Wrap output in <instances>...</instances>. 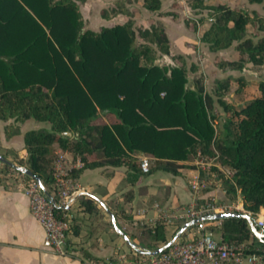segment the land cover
Returning <instances> with one entry per match:
<instances>
[{"label":"trees","instance_id":"obj_1","mask_svg":"<svg viewBox=\"0 0 264 264\" xmlns=\"http://www.w3.org/2000/svg\"><path fill=\"white\" fill-rule=\"evenodd\" d=\"M78 1L84 0H0V119L6 121L8 135L31 119L49 124L23 132L26 166L40 176L47 191L55 188L53 160L58 148L83 160L74 175L86 167H126L129 189L123 202L130 204L141 174L156 169L177 173L183 165L178 161L200 149L211 155L217 151L219 163L234 170L231 178L220 175L225 197L236 198L239 190L246 208L264 207V79L258 81L254 96L239 103L222 100L229 113L216 128L212 96L199 75L188 85L182 55H174L180 64L155 63L170 50L161 23L136 26L125 2L114 0L111 11L104 10L102 16L130 17L93 30L84 26ZM142 5L159 10L161 0H142ZM189 5L207 13L186 16L184 21L191 30L208 22L200 40L210 50L235 42L237 58H221L219 67L264 63V15L225 0H189ZM248 24L262 31L256 40L247 35ZM232 80L230 75L217 78L214 94L221 97ZM137 150L153 158L146 172L133 156ZM12 169L0 161L1 175ZM83 198V210L92 212L95 199ZM54 209L59 216L66 211L58 205ZM111 210L115 217L129 219L131 214L118 197ZM165 226L162 221L146 224L139 233L140 245L156 248L165 243ZM210 227L235 244L248 243L254 236L243 217L224 218ZM77 228L73 223L70 230L77 233ZM249 250H254L252 245Z\"/></svg>","mask_w":264,"mask_h":264},{"label":"crops","instance_id":"obj_2","mask_svg":"<svg viewBox=\"0 0 264 264\" xmlns=\"http://www.w3.org/2000/svg\"><path fill=\"white\" fill-rule=\"evenodd\" d=\"M138 7V15L134 16H137L138 21H144L140 15H149V22L164 19L163 16L159 15L161 9L152 14L148 8L142 5V1ZM120 16L121 14L117 17ZM117 17H103L102 19L106 21L105 25H108L116 20ZM164 24L169 35L171 47L173 48L175 42L170 30L176 27L172 23L170 26L166 25L165 22ZM185 33L188 34L189 32L186 30ZM188 38L183 36L178 38L177 44L185 48L183 45L186 44ZM227 75L229 74L227 73ZM5 123V120L0 119L1 152L14 163L17 161L10 156L11 153L12 155L16 154L19 159L27 158L23 132L29 128L43 127L45 124L25 127L26 123H24L19 129L8 135L4 130ZM59 149L61 148L57 150ZM5 151H8L10 155L5 153ZM64 151L69 152L68 150ZM133 156L137 158L138 162H140L143 156L148 157L149 161L153 159L140 150L135 151ZM178 162L183 163V165L178 168L177 173L164 169H156L149 173L141 174L133 186L134 198L131 204L123 202L124 192L129 189L126 180V167L107 165L81 169L74 176L83 190L89 191L95 196V198L93 197L96 201L95 209L98 210L97 216L99 217L93 218L90 216L91 219H94L93 222H84L77 226V233H73L72 231L69 233V241L66 242L65 253H57L44 246V227L30 210L29 196L24 188L18 184V181L6 180L0 174V264H86V258L101 257L117 251H132L134 248L130 242L140 245L138 239L140 233L139 225L135 224V222H127V219L124 217H115L116 224L127 236L129 240L127 241L121 233L116 231L112 222L98 221H104L106 216L111 221L108 211H112L113 198L116 197L122 201L126 210H131L130 217H133V219L137 217V210L140 208H147V214L154 215L155 210L152 207L154 202H159L164 207L184 206L193 196L186 183L193 165L191 158L179 160ZM118 172L121 173L122 177L120 183L116 182V174ZM217 193L221 194V191L217 190ZM85 196L88 195L77 193L70 202L64 205L70 219L71 214L76 212L77 209H79V215L84 214L87 216L93 213L83 210L84 205L82 201L85 199L83 198ZM98 199L104 204L98 201ZM134 202L136 203L135 206L133 205ZM183 223L177 222L176 225H166L167 238L172 235L177 225H182Z\"/></svg>","mask_w":264,"mask_h":264},{"label":"built area","instance_id":"obj_3","mask_svg":"<svg viewBox=\"0 0 264 264\" xmlns=\"http://www.w3.org/2000/svg\"><path fill=\"white\" fill-rule=\"evenodd\" d=\"M218 152L214 155L204 153L198 149L191 157L193 165L187 177V185L192 198L184 206L164 207L154 202L152 207L154 215L147 214V208L137 210V217L133 222L137 225H154L162 221L165 225H176L178 221L187 222L198 220L187 226L164 250L147 254L141 250L145 247L138 245V249L130 252L117 251L101 257L86 258V264H264L263 255L249 250L250 243L238 244L228 242L222 238L220 232L210 226L220 224L222 219H205L214 213L238 211L253 216L256 228L264 232V207L257 211L246 208L239 190L236 198H227L221 186V177L231 178L234 170L222 165L217 160ZM139 165L142 171L149 168L148 157L143 156ZM83 166L79 156L59 149L53 160V176L55 188L50 194L57 200L52 202L40 187L38 182L31 178L29 181L19 180L27 195L32 214L44 227L43 244L57 252H66V237L70 231L72 221L66 211L59 216L54 206H62L70 202L75 194L82 191L80 183L76 180L74 172ZM221 191V195L217 193ZM178 226V225H177ZM173 230L172 235L178 229ZM181 226V224H180ZM171 235V236H172ZM170 236V237H171ZM157 248V247H156ZM151 249V248H150ZM154 249V248H152Z\"/></svg>","mask_w":264,"mask_h":264},{"label":"rangeland","instance_id":"obj_4","mask_svg":"<svg viewBox=\"0 0 264 264\" xmlns=\"http://www.w3.org/2000/svg\"><path fill=\"white\" fill-rule=\"evenodd\" d=\"M122 1H124L125 4L131 10L130 16L134 18V24H136V26L149 25L150 23L148 20L149 15H140L141 17H143L144 21L143 20L138 21L137 16L134 17L139 12L138 6L140 5L142 0H122ZM204 1L206 3H211L215 0H204ZM225 1H229L232 4L237 3L238 5L248 10L255 9L260 14L264 15V0H262L261 2H253V3L249 2L248 0H225ZM78 5L83 17L84 26L87 28H91L93 30H98L100 29V27L106 24V21L102 19L103 11L105 10L107 13H109L114 6V0H84V1H78ZM25 6L30 10V8L27 5ZM159 10H160L159 15L163 16L164 19L162 20L158 19V21H153V22L161 23L164 26V28H165L164 22L166 23V25L169 26L171 23L174 24L176 28H171L170 31L175 44L173 48L171 47L170 44L169 53H163L159 55L158 58L155 60V63H158L160 65L180 64V60L175 59L174 55L181 54L183 57V61L188 70V85L189 86L193 85L194 76L199 75L202 77L205 90L212 96L213 99L212 108H211V111H213L215 115L213 122L216 128L221 127L225 122L227 114L229 113L228 110L224 109L222 105V100L239 103L242 102L243 100H246L254 96L258 92V87H257L258 81L264 79V63L261 65H253L250 62L244 61L243 67L241 68L233 69L230 67H225V68L219 67L217 65L219 59L237 58L234 52L235 42H233L231 46L224 49L210 50L208 48V45L200 40V34L208 26V22H204L203 24L198 25L197 30H191L186 26L184 21V18L189 15L206 16L207 13L205 12L204 9L195 12L189 5V0H161V6ZM156 11L157 10H150L149 12L155 14ZM120 14L121 16L117 17ZM120 14L115 16V18L117 17L116 20H119L120 18L121 20H124L130 17L122 13ZM246 29H247V35L251 36L254 40H256L259 37V35L262 33V31L257 28L256 24H248ZM186 30L187 32H189L188 34L185 33ZM182 36L189 37L188 40L186 41V44L183 45L185 48H183L180 44L179 45L177 44L178 38H181ZM192 64L196 66L195 71L190 69V66ZM227 73L231 77H233V80L230 82L229 90L224 92V94L221 97H218L217 95L214 94V87L216 85V80L217 78H222L227 76ZM24 123H26L25 127L38 126L39 124H45V126L47 127L49 126L47 122L40 123L32 119ZM24 123L22 125H24ZM0 153L3 154L1 150ZM5 153H8V151L7 152L5 151ZM8 154L10 155V153ZM13 155L11 153L10 156H12L15 161H17L15 162L16 164L26 165L27 163L26 158L19 159L17 158L16 154ZM18 161H21L22 164H19ZM2 176L4 179L10 181L25 180L24 175L21 172L17 171L15 168L10 170L6 175H2ZM116 178H117L116 182L120 183V181L122 180L120 172L116 174ZM236 195L238 194L236 193ZM133 205L135 206L136 203L134 202ZM78 211L79 209H77L76 212H73L71 214L72 224L74 223L76 224V226H79L84 222H93L94 219H91L90 216H92L93 218L99 217L97 216V212H98L97 209H94L92 211L93 213L91 214L89 213L90 215L87 216L84 214L79 215ZM98 222H111V221L110 218L106 216V219H104V221H98ZM127 222H133V217H129V219H127ZM138 227L141 232V230L145 227V225H139ZM71 231L72 230H70L67 233L66 242L69 241L68 235L69 233H71ZM169 238H167V240H169ZM248 243H250L254 248L253 251H256V253H258L259 255H263L262 253H264V240H261L254 235L249 238ZM163 244L164 243H161L160 246Z\"/></svg>","mask_w":264,"mask_h":264},{"label":"water","instance_id":"obj_5","mask_svg":"<svg viewBox=\"0 0 264 264\" xmlns=\"http://www.w3.org/2000/svg\"><path fill=\"white\" fill-rule=\"evenodd\" d=\"M0 161L6 162L8 164H10L13 168H15L17 171L28 175L29 177L35 179L38 184L40 185V187L43 189V191L47 194V196L49 197V199L52 202H55V198L47 191V189L45 188V186L42 183V180L40 178V176L36 173H33L26 165H18L16 163H14L13 161L7 159L3 154L0 153ZM78 194H85L88 196H92L95 198V196L90 193L89 191H85L82 190L81 192H79ZM98 201H100L102 204H104L101 200L98 199ZM111 217V222L113 227L116 229L117 232L121 233L124 238L128 240L127 236L121 231V229L117 226L116 224V218L115 215L112 211H108ZM229 217H243L246 218L248 221V224L250 226V229L252 231V233L258 237L261 240H264V232L258 230L255 226V224L253 223L252 219L250 218V215L245 213V212H238V211H230V212H221V213H214V214H210L205 216V219H224V218H229ZM198 220V218H194L191 219L185 223H183L177 230L176 232L169 238V240H167V242H165L163 245L158 246L157 248L154 249H150V248H143L141 251L143 253H147V254H155L158 253L162 250H164L166 247H168L172 241L189 225L195 223ZM131 246L135 249H138V244H135L134 242H130Z\"/></svg>","mask_w":264,"mask_h":264}]
</instances>
